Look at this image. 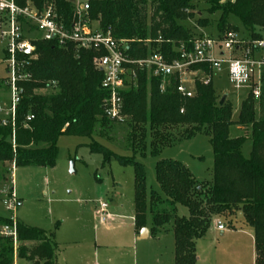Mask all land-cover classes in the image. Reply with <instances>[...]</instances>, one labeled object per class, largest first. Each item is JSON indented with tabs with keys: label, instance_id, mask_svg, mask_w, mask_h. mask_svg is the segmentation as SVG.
<instances>
[{
	"label": "trees",
	"instance_id": "16d2710c",
	"mask_svg": "<svg viewBox=\"0 0 264 264\" xmlns=\"http://www.w3.org/2000/svg\"><path fill=\"white\" fill-rule=\"evenodd\" d=\"M208 15L221 13L217 31L228 28L227 18L239 20L253 39L264 35V0H199ZM19 7L30 3L36 9L53 6L60 19H71L68 0H15ZM194 10L188 0H91L90 17L98 21L112 37L126 41L132 59H144L149 51L171 54L172 44L192 38L178 24L191 18ZM201 27L207 20L197 22ZM26 31V30H25ZM159 41V42H158ZM37 59L28 67L31 79L20 84L23 90L16 111L14 129L0 127V164L14 168L53 169L58 155L57 142L62 136L92 139L107 135L114 123L104 114L106 93L101 89L103 76L93 66L94 52L74 51L73 46L59 48L43 41L33 42ZM135 89L122 94L123 115L130 129V157L119 156L92 141L85 147L102 157V168L112 161L134 171V229L146 228L151 218L150 235L157 237L168 226L174 238V264H196V242L205 237L213 219L225 213L242 214L253 230L255 264H264V82L260 97H248L241 103L237 121L232 108L217 101L212 85L195 86L191 99L182 98L173 82L160 93V79L138 73ZM52 84H54L52 86ZM34 119L24 128L27 115ZM243 128L246 133L230 138L229 129ZM99 129V130H98ZM181 130V131H179ZM178 132L177 137L175 136ZM204 133L213 151L212 183H197L180 163L160 160L155 164L158 191L147 188L146 175L135 160L140 149L151 157L184 140ZM11 138V141H7ZM246 141L252 143L250 159L240 155ZM12 191V187L10 188ZM187 215L178 214V207ZM10 225L9 220H2ZM58 246L52 235L17 223L16 241L0 236V264H57Z\"/></svg>",
	"mask_w": 264,
	"mask_h": 264
},
{
	"label": "rangeland",
	"instance_id": "374dc122",
	"mask_svg": "<svg viewBox=\"0 0 264 264\" xmlns=\"http://www.w3.org/2000/svg\"><path fill=\"white\" fill-rule=\"evenodd\" d=\"M148 2L150 0H147ZM194 10L187 12L191 18L178 21L190 38L208 36L215 33L221 13L208 15L207 7L199 0H188ZM45 7V6H44ZM207 20L203 28L197 22ZM228 28L237 26L238 33L247 35L239 20L227 18ZM5 46L0 43V102H9V95H2V81L5 77L3 60ZM212 88L217 101L226 97V103L232 108V121H237L241 103L246 100L247 89L233 88L225 78L213 79ZM5 91V90H4ZM125 117L123 123L110 125L107 135L92 138L62 136L58 139V155L53 169L41 167L14 168L11 164H0V219L9 220L10 213L3 206V200L9 196L10 188L17 193L15 209L16 223L36 228L46 235H52L58 246V264H173L174 240L172 234L159 238L135 242L132 239V218L134 214V171L130 166H120L112 161L102 168V157L91 154L85 147L92 141L113 153L130 157L128 128ZM99 130V129H98ZM181 131V130H179ZM230 135L238 138L242 135L236 126L229 129ZM176 137L178 132L175 133ZM12 139L7 138V141ZM252 144L246 141L240 150L243 159L249 160ZM149 150L141 157L140 149L135 160L140 163L146 175L147 188L158 191L155 176V164L160 160H172L183 165L197 183L211 184L213 180V151L210 138L204 133L190 140L165 147L157 157H151ZM100 202L109 203L112 216L111 230L99 224L95 208ZM18 203L22 206L18 207ZM179 206L178 214H186ZM227 227V231H245L248 226L238 219V214L225 213L217 216ZM243 219V218H242ZM4 226L0 220V230ZM146 227H151V218H146ZM99 228V230H97ZM171 231V226H168ZM98 232H97V231ZM98 235L99 239L96 238ZM217 264H250L248 251H232ZM173 253V255H171ZM224 256V257H223ZM172 258V260H171ZM15 260V264H26ZM17 262V263H16Z\"/></svg>",
	"mask_w": 264,
	"mask_h": 264
},
{
	"label": "built area",
	"instance_id": "2783aa9c",
	"mask_svg": "<svg viewBox=\"0 0 264 264\" xmlns=\"http://www.w3.org/2000/svg\"><path fill=\"white\" fill-rule=\"evenodd\" d=\"M90 1L68 0L72 14L66 22L59 18L53 6L39 10L30 3L19 7L15 0H0V43L5 46L6 71L2 94L10 97L9 102H0V127L14 129L23 93L20 84L31 79L28 67L37 59L35 41L54 43L59 48L73 46L76 54L95 53L93 66L103 76L100 87L106 93L104 114L113 123L125 121L122 94L137 87V76L142 72L160 79V93H165L173 82L176 93L186 99L193 98L197 84L212 85L214 78H225L235 89H247V96L254 100L260 97L264 82V35L253 39L232 30H216L212 35L192 38L187 43L172 44L173 57L151 50L144 59H132L128 55L129 44L115 40L109 29H102L90 17ZM33 119V115H27L24 128ZM2 203L10 213V225L1 228L0 236L15 242L17 201L12 191ZM95 216L101 225H109L112 218L109 203H98ZM216 228L223 231L225 226L217 222Z\"/></svg>",
	"mask_w": 264,
	"mask_h": 264
},
{
	"label": "crops",
	"instance_id": "0c3cea01",
	"mask_svg": "<svg viewBox=\"0 0 264 264\" xmlns=\"http://www.w3.org/2000/svg\"><path fill=\"white\" fill-rule=\"evenodd\" d=\"M236 127L238 128L239 132L242 133L241 136H243L244 133H246V131H244L243 128H240L238 126H236ZM229 136H230V138H234L233 136L230 135V132H229ZM241 136H239V137H241ZM12 192H13L14 197L17 198V193L13 190V188H12ZM21 206H22V204L18 203V207H21ZM181 215L186 216L187 212H186V214H181ZM133 216H134V214H133ZM238 219L240 222L245 223L242 220V218H238ZM132 221H133V218H132ZM217 222H222V221L214 218L211 225H210V228L208 229V231L205 235V237L196 242V245H195V251H196V256H197L196 264H217L218 258L219 257L222 258V255L225 256L228 253L227 251H232L235 254H236V251H238V252H242V251L247 252L248 251L247 254L251 257V263L250 264H255L253 230L250 227H248L245 231H227V229H226L227 227H225V229L223 231H218L216 228ZM111 224H112V218L110 220L109 225H105L107 231L111 230ZM101 226L103 227V230H104V225H101ZM131 228H132V232H133V234H132L133 241L140 242V241H145V240H148L151 238L150 228H147V227L144 228V230L146 231L145 233H142L143 229L137 232L134 229V221H133V224L131 225ZM97 230H99V228ZM169 233L172 234V231H168V229L166 228L165 232H163L162 234L158 235L155 238H159V237L163 236L164 234H169ZM171 236L173 237V234ZM96 238L99 239L98 235H96ZM173 240H174V238H173ZM58 253H59V251H58ZM171 255H173V253ZM171 260H172V258H171ZM18 261L20 262V261H25V260H18ZM25 263L29 264L26 261H25ZM171 263L174 264V260H172ZM222 264H227V263L223 262ZM230 264H237V263L232 262Z\"/></svg>",
	"mask_w": 264,
	"mask_h": 264
},
{
	"label": "water",
	"instance_id": "95a60500",
	"mask_svg": "<svg viewBox=\"0 0 264 264\" xmlns=\"http://www.w3.org/2000/svg\"><path fill=\"white\" fill-rule=\"evenodd\" d=\"M226 101V97H223L222 99H221V101H220V105H223L224 104V102ZM238 218H242V214L239 212L238 213ZM146 231L143 229L142 230V233H145Z\"/></svg>",
	"mask_w": 264,
	"mask_h": 264
}]
</instances>
